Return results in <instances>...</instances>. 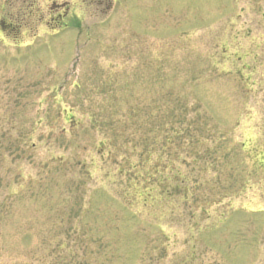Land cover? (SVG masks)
<instances>
[{"label":"rangeland","instance_id":"374dc122","mask_svg":"<svg viewBox=\"0 0 264 264\" xmlns=\"http://www.w3.org/2000/svg\"><path fill=\"white\" fill-rule=\"evenodd\" d=\"M0 264H264V0H0Z\"/></svg>","mask_w":264,"mask_h":264},{"label":"trees","instance_id":"16d2710c","mask_svg":"<svg viewBox=\"0 0 264 264\" xmlns=\"http://www.w3.org/2000/svg\"><path fill=\"white\" fill-rule=\"evenodd\" d=\"M177 113H179V110L178 111H176ZM175 116H173V118H174ZM139 119V118H138ZM137 119V120H138ZM174 120V119H173ZM185 119H176V123H174V124H171L170 126V128H171V130L170 131H173L176 135H178V134H180V132H181V130H179V128H176V126L177 125H180V123H183V121H184ZM152 117L151 116H147L146 117V120H145V130H146V133H148L149 135H151V133H153L152 132V128H151V126H152ZM177 123H179V124H177ZM177 124V125H176ZM176 125V126H175ZM137 131H139V127L137 128ZM153 135V134H152ZM166 139V141L167 140H169L167 137L165 138ZM142 154H147L148 155V157L150 156V154L152 153V152H150V145H147L146 146V149H144L142 152H141ZM139 156H141V154L139 155ZM177 162H178V169H180L183 165H184V161H179V158L177 159ZM144 165H146V164H144ZM166 166V168L165 169H167V168H170V166L169 165H165ZM168 166V167H167ZM138 165H137V169H138ZM142 168H143V166H142ZM196 169H197V167H194L193 168V170H192V172H194V171H196ZM155 172L152 174V176H150V175H148V177L149 178H147L148 180L149 179H151V178H154V177H156V176H158V174H159V172H158V170H157V168H155ZM172 173V172H171ZM170 180H172V178L171 179H166V180H163V181H161V180H159V179H157L156 180V182H154L153 183V181H151V180H149L148 182H149V185H152V186H154V184L155 185H157V186H160L161 185V183H164L165 184V187L166 188H163V190L165 189V191H166V189H169V186L167 185L168 183H169V181ZM193 182H195V181H193ZM184 183H188V178H185V180H183V182L181 183V184H184ZM181 184H179V185H181ZM178 185V186H179ZM188 185V184H187ZM189 187L192 189V188H194V186L192 187V185L190 186L189 185ZM187 188V191L188 190H190V188ZM153 190V189H152ZM162 190V191H163Z\"/></svg>","mask_w":264,"mask_h":264},{"label":"flooded vegetation","instance_id":"af4514ba","mask_svg":"<svg viewBox=\"0 0 264 264\" xmlns=\"http://www.w3.org/2000/svg\"><path fill=\"white\" fill-rule=\"evenodd\" d=\"M55 8H64V12L63 13H59L56 15V20H57V28H59L60 26L61 27H64L66 28L68 26V22L67 23H64L65 20L67 19L68 20V16H69V6L67 4H64V5H57V7ZM17 26L14 27V29L16 28ZM60 27V28H61ZM20 28V27H18Z\"/></svg>","mask_w":264,"mask_h":264}]
</instances>
